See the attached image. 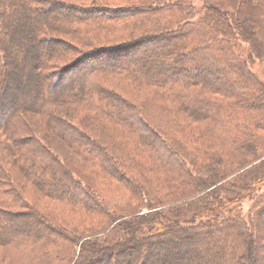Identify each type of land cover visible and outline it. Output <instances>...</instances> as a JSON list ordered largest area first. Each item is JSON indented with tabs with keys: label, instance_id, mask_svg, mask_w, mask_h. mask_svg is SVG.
<instances>
[{
	"label": "trees",
	"instance_id": "1",
	"mask_svg": "<svg viewBox=\"0 0 264 264\" xmlns=\"http://www.w3.org/2000/svg\"><path fill=\"white\" fill-rule=\"evenodd\" d=\"M94 1L102 4L0 0V145L11 156L10 161L0 156V245L24 253L27 264H53L60 239H67L60 225L31 205L20 182L97 219L95 229L84 232L83 264H142L148 251L164 247L163 238L169 245L197 247L183 264H258L264 194L263 205L254 203L247 216L237 207L264 183V88H253L231 43L237 35L253 43L243 26L255 23V11L264 26V0H231L238 17L221 2L196 12L185 0ZM121 2L136 7L119 10ZM84 24L96 33L72 28ZM255 44L257 54H264ZM123 48H142L150 59L136 64L118 57ZM219 56L225 60L211 67L210 58ZM222 71L232 79L226 86L216 76ZM115 77L137 94L110 88ZM232 77H243L249 86L238 87ZM19 80L25 91L7 101ZM70 107L88 111L85 122L67 121L56 110ZM24 114L40 117L45 133L61 140L88 169L105 173L109 179L100 181L109 190L95 185L99 176L91 180L39 138L10 133L15 130L7 127H20ZM144 208L154 211L141 214ZM10 222L23 228L11 229ZM172 235L177 242L167 238ZM213 236L216 251L206 245ZM127 243L135 246L129 255Z\"/></svg>",
	"mask_w": 264,
	"mask_h": 264
},
{
	"label": "rangeland",
	"instance_id": "2",
	"mask_svg": "<svg viewBox=\"0 0 264 264\" xmlns=\"http://www.w3.org/2000/svg\"><path fill=\"white\" fill-rule=\"evenodd\" d=\"M56 1L62 2V3L67 2L70 4H79L83 7L86 6L89 8H91L93 6L98 7V4H100V5L102 4L101 2H95L94 0H56ZM185 1H187V3L190 4V6H192L196 12L198 9L199 10L202 9L206 3L211 4L210 6H214V7L217 6L218 7L219 3L221 2V3L225 4L226 7H224V6L223 7L226 10H228V12H230V13L234 14L236 17H238L235 7L231 6L232 4H234L233 1H231V0H212V1L211 0H185ZM231 2H232V4H231ZM252 5L255 6L256 4L253 3ZM107 6H110V5H107ZM127 7H129V8H127ZM134 7H136L135 2H133V3L121 2L118 8H119V10H124L125 8L126 9H132ZM253 14H254V16L257 15L256 16L257 19L254 20L255 23H250L249 26L247 24H244V26H243L244 28L249 27L248 31L252 32L253 43L243 42L240 39V37L237 35L238 37L236 36L234 41H232V43H231V46H232L231 54H232V56L234 55L233 58H235L236 60H238L239 63H241L244 70L247 73H249V75L251 76L250 80H252L253 83L255 82L254 85L252 84V86H254L253 88H256L257 86H261L264 88V54L261 52H259L257 54V52L255 51V48H253V46H252L256 42V44H255L256 46L260 45L262 47V49H264V26H261V21H260L261 17L259 15V13L257 14L255 11ZM120 16H122V15H120ZM49 23L51 24L52 21H50ZM129 24H133V22H130ZM72 28L74 31L78 30L80 34L84 33L86 30H90V31L96 33V29H94V27H91V28L86 27L85 28V24L73 26ZM98 33H99V35H104L102 30L98 31ZM139 34L140 33L137 32L134 35L137 36ZM125 38H126V36H125ZM126 42H130V40L126 41ZM89 43H92V42H89ZM124 48L121 51H119V53L117 54L118 57H122V58H129L130 57L132 59V61H134L136 64H144L145 62H148L150 59V55L146 54L147 50L152 49V47H150V46L146 48V52L143 51L142 48H140V51L138 49H134V48L133 49H124ZM81 50H82V52L85 51V49H81ZM84 54H85V52H84ZM107 55H109L111 58L114 56V53L108 52ZM70 58H71V56L67 57L64 60L57 61V63H58V65H61L64 62H67ZM103 59H104L103 54L98 55L97 60H95V63L99 64V63H101V61ZM210 60L211 61L209 64H212L211 67H213V66L219 67V64L225 60V57L219 56V59L217 61L213 60L211 58H210ZM196 64L197 65H205L199 60H197ZM83 65H85V64H83ZM187 67H188V70L190 71L189 73L194 74L195 71L192 69V67H190L188 62H185L184 68L187 69ZM177 68H179V67H177ZM181 68L184 69L183 67H181ZM184 74H186V73H184ZM193 76H196V75H193ZM216 76L218 78V82L223 86H226L232 80L231 76H229L227 73H225L223 71L220 72L219 74H216ZM117 78L118 77H115L114 79L116 81H113L111 83H107L108 81L111 80L110 78L102 79L101 84L104 85L105 83H107L110 88L115 89L121 93H126L131 97L137 94V91H134V90L132 91L130 89V87H127L124 83H121L122 81L117 80ZM232 78H233V81L236 82V85H238V87L243 85L242 83L249 86L248 82H246L243 77H232ZM23 82H25V81L19 80L17 83L18 88L14 91L9 90V92L6 94L7 101H9V98L12 99L13 96L16 99L19 98L20 94H22V92L25 91L26 85ZM64 82L66 83L67 80ZM256 90L258 91V89H256ZM140 97L142 98L143 95L139 93L138 98H140ZM216 98L218 100H221V101L222 100H228L229 102H231V100H232V97H231V99L222 98V96H219ZM67 108H65V109L61 108V109H56V110L60 113L62 118L64 117V119L67 121L75 120V122L79 123V121L82 120L83 122H85V115H86L85 113H89L88 111H85V109H83V108H78V109H75L73 107H70L69 109H67ZM254 116H255V114L254 115L252 114V117H254ZM40 119L41 118L38 116H30L28 114H24L23 117L19 118V120H18V122L20 123V127H16L15 125L12 124L13 125L12 128L10 126H8L7 129L8 130H15L14 132H10V133H13V135H15L17 137L27 138L28 136L33 135V137L35 136L36 138H39L43 143L47 144V146L55 154H57L59 157L65 159V160H68V161H71L69 159H72V161H75V164L77 166H79L80 168H82L83 170L88 172L89 175H92L93 178H91V180H94L96 176H99L98 179H95L96 180L95 185H99V187L103 191L109 190L108 188L104 189V187L101 184V183H103V182H101L102 180H105L106 178L109 179L108 176L105 175V173H102L101 171L99 172L98 169H93V168L88 169L89 168L88 165L81 163L80 160L75 155L72 154V152L69 150V148L61 140L55 138L54 136L49 135L50 133H48V134L45 133L41 129V127H43V125H41V123L45 122V121H40ZM182 119H183V122L185 124H187L185 118H182ZM24 124L26 125V127L23 126ZM21 126H23V127H21ZM19 128H21V129H19ZM1 129H3V128L1 127L0 130ZM0 133H2V131ZM260 135L262 137H264L263 132L262 133L260 132ZM3 149L4 148L2 147V145H0V150H1L0 156L4 160L9 159V161H10V159H11L10 153H8V151H6V149H4V150ZM110 182H109V185L114 186V184L112 183V180H110ZM26 185L19 182V186L22 188L25 196H27V198L31 201V203H32L31 205L35 206V209L39 213H41L44 217H46L48 219L52 218L49 220L53 224L60 225V227L62 228L61 231L66 233L67 239L66 240L60 239V241L58 243V245H60L59 248L57 247V250H59L58 253L55 252V250L52 248L49 250V253L47 254L48 256L51 255L53 252H55L54 255L57 254V256L53 257V258H55L54 260H52L53 264H79V263L83 264L82 263L83 261L80 262V256H79L80 254L79 253L81 250V244L83 242H85V236L86 235L84 234V232L87 231V229H93L94 230L95 226H96L95 222L97 219L87 217L86 213H84L83 210H79L78 208L75 209L74 207H70V206H64L58 202H55L54 200H51V198L45 197L43 195H39L35 190H33L31 188V186H29V185L26 186ZM260 187H261L260 191L256 192V195L252 199H249V200L243 199V202L237 207V209H241L240 212L244 216H247L248 214L252 213V208L256 206V204H254V203L261 201V204L263 205L262 195L264 194V183ZM112 196H114V195L111 194V197ZM234 208H235V206L228 207L225 212H228V211H230V209H234ZM151 211H154V210L144 208L141 210V214L150 213ZM30 226H32V225H30ZM10 228L15 229L17 231L18 230L20 231L23 227H22L21 223L16 224V223L10 222ZM6 230L8 231V229H6ZM215 236H213L211 239L207 240V242H206V245H209L208 248L210 247L212 249V251L217 250V248L213 246L214 243L212 242V240L216 239ZM79 237H81V239L82 238L83 239L80 242L76 243L75 240H73V239H75V238L78 239ZM90 237L91 238H87V237L86 238L88 240L92 241L93 236H90ZM167 238H169L170 240H173L174 242L178 241V239L175 238V235L169 236ZM161 240L165 241V242L163 241V243H165L164 247H162V249L160 248L161 250H156V251L153 250V253L151 254V257H150V263L149 264H183L187 261V259H189V257L193 254L194 250H196V248H197L195 246L192 247L191 245L190 246L185 245L183 247H180L181 245L177 246V245H175L176 243L173 245H169L168 243H166V240L164 238ZM258 242L261 244H264V240H260ZM132 244L133 243H127V244L123 245L124 246L123 248H124V250H127L126 252L128 255L130 254L131 250L133 252L135 250V246H133ZM175 246H177V247H175ZM140 248H141V252L143 251L142 252L143 254L146 253V252H144V249H145L144 245H141ZM105 250H107V249H104L103 251H105ZM100 253H99V255H100ZM103 253H104L103 255H105V253H107V252L105 251ZM141 254L139 255V258L141 257ZM95 256H98V254H96ZM139 258H137V259H139ZM257 259L259 260L258 264H261V262L264 260V251H258ZM13 262L15 264H27L28 260H27L26 256L24 255V253L17 251V249H15L14 247H7L6 246V248H4L3 246L0 245V264H13ZM40 262H41L40 260H37V262L34 264H37V263L40 264ZM101 264H106V263L102 261Z\"/></svg>",
	"mask_w": 264,
	"mask_h": 264
},
{
	"label": "bare ground",
	"instance_id": "3",
	"mask_svg": "<svg viewBox=\"0 0 264 264\" xmlns=\"http://www.w3.org/2000/svg\"><path fill=\"white\" fill-rule=\"evenodd\" d=\"M108 253V252H107ZM107 253H105V256L107 255ZM113 256V255H112ZM150 257H151V252L148 251L146 254H145V257H143V260H142V264H149L150 263Z\"/></svg>",
	"mask_w": 264,
	"mask_h": 264
}]
</instances>
